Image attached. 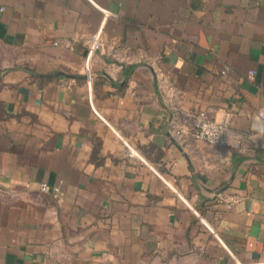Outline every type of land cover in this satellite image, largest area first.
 I'll return each instance as SVG.
<instances>
[{
    "label": "crops",
    "instance_id": "obj_1",
    "mask_svg": "<svg viewBox=\"0 0 264 264\" xmlns=\"http://www.w3.org/2000/svg\"><path fill=\"white\" fill-rule=\"evenodd\" d=\"M263 106L264 0H0V264H264Z\"/></svg>",
    "mask_w": 264,
    "mask_h": 264
},
{
    "label": "built area",
    "instance_id": "obj_2",
    "mask_svg": "<svg viewBox=\"0 0 264 264\" xmlns=\"http://www.w3.org/2000/svg\"><path fill=\"white\" fill-rule=\"evenodd\" d=\"M91 51L89 50L88 52L86 62H88ZM259 117L264 122V106L259 111ZM190 133L196 141L204 142L211 146L238 148L240 142V137L230 130L227 123L211 119L204 112L197 114L196 119L190 126ZM177 134H179V131H176ZM39 189L42 192H48L50 190L54 193L58 192V188L49 187L45 184H40ZM232 204V201L227 202V209Z\"/></svg>",
    "mask_w": 264,
    "mask_h": 264
}]
</instances>
